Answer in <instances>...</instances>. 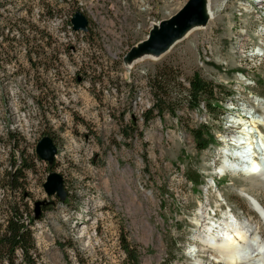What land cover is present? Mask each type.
I'll list each match as a JSON object with an SVG mask.
<instances>
[{
  "label": "rangeland",
  "instance_id": "obj_1",
  "mask_svg": "<svg viewBox=\"0 0 264 264\" xmlns=\"http://www.w3.org/2000/svg\"><path fill=\"white\" fill-rule=\"evenodd\" d=\"M187 1L0 0V223L16 203L33 232L36 264H133L127 244L138 264H196L199 223L215 209L221 220L250 219L264 235L249 199L264 206V181L235 171L218 177L222 150L238 132L234 118L245 112L249 122L264 121V58L251 51L261 43L257 10L244 0H210L206 28L161 56L125 61ZM76 11L88 17L89 32L66 30ZM164 67L184 86L199 73L217 88L220 108L155 111L145 124L156 101L150 80ZM203 125L209 145L199 148L190 130ZM47 134L58 147L52 169L36 153ZM53 171L64 178L65 200L45 192ZM37 201L46 205L31 222Z\"/></svg>",
  "mask_w": 264,
  "mask_h": 264
},
{
  "label": "bare ground",
  "instance_id": "obj_2",
  "mask_svg": "<svg viewBox=\"0 0 264 264\" xmlns=\"http://www.w3.org/2000/svg\"><path fill=\"white\" fill-rule=\"evenodd\" d=\"M244 1L248 5H253L252 7L257 10L256 21L258 22L257 27L261 43L251 51L254 53L252 58L261 59L264 58V46L262 42L264 40V0ZM204 13L206 17L204 23L190 27L180 39L175 41L169 49L163 51L159 56L168 52L179 40L188 37L194 31L206 28L208 22L213 19L210 0H205ZM258 121L264 124V121L260 119H253L252 122H249L240 116L239 119L234 118L232 122L241 124L242 130L239 134L240 137L233 135L234 137L232 139L229 137V140L232 141V144L238 146V148L234 153L229 148L231 145L223 148L222 153L226 159L224 160L225 163L218 165L219 167L217 166L220 169L218 174L226 175L228 172L235 171L236 174L257 176L264 181V131L259 127L258 129L256 128ZM244 125L246 128L243 131ZM243 132H246V134ZM249 199L252 206L264 219L263 204L254 196H251ZM207 215H209V212H206ZM257 226L252 224L248 218L242 222L235 218V215L231 214L229 216L225 214V218L220 222L214 221L206 224L200 222V230L196 233L195 237L200 241L202 250L196 244L193 246V252H191L193 255L199 256L200 254L195 253L197 249L203 251L196 264H207L204 262V259L211 258L212 261H209V264H264V235L261 233L259 226ZM200 259L202 260L200 261Z\"/></svg>",
  "mask_w": 264,
  "mask_h": 264
},
{
  "label": "trees",
  "instance_id": "obj_3",
  "mask_svg": "<svg viewBox=\"0 0 264 264\" xmlns=\"http://www.w3.org/2000/svg\"><path fill=\"white\" fill-rule=\"evenodd\" d=\"M22 36V39L27 42V37L24 34ZM15 39L14 37L12 40L15 41ZM150 83L156 101L143 114L145 124H148L153 119L155 111L159 115H162L167 109L175 113L182 106L195 109L199 108L204 102L208 110L214 112L215 108H220V105L223 103V98L219 96L217 88L211 82L204 80L197 72L188 80V85L184 86L179 76L171 68L164 67L156 72L151 78ZM220 89L219 92L221 94ZM173 93H176V98L173 97ZM206 127L203 125V127L192 128L190 130L197 140V146L199 148H206L209 145V140H204V135L208 131ZM207 137H209V134ZM41 161L44 160L41 159ZM22 163L26 166V160H22ZM53 164L48 163V168L52 169L54 167ZM21 171L22 169H17L11 173L10 186L13 189H18L19 187ZM21 215L22 211H20V208L15 203L10 208L5 223H0V264H16L18 250L22 252L20 264L37 263L35 255L37 254V248L33 232L28 226L29 222L27 223ZM35 220H37L35 216L31 218V222H35ZM71 245L73 246L72 243ZM125 250L129 260L133 264H138L139 257L130 248L129 244L125 245Z\"/></svg>",
  "mask_w": 264,
  "mask_h": 264
},
{
  "label": "water",
  "instance_id": "obj_4",
  "mask_svg": "<svg viewBox=\"0 0 264 264\" xmlns=\"http://www.w3.org/2000/svg\"><path fill=\"white\" fill-rule=\"evenodd\" d=\"M205 0H188L187 3L175 15L169 19L162 20L150 31L149 36L137 47H133L125 57V61H131L140 56L158 57L163 51L169 49L175 41L193 25L201 24L206 21ZM71 23L76 31H88L89 19L81 11H76ZM58 147L53 138L49 135L43 136L37 143L36 153L40 159L53 164L57 155ZM64 178L58 172H50L43 184L48 196L56 195L61 200L67 197V191L64 186ZM46 201L35 202V217L39 219L42 206Z\"/></svg>",
  "mask_w": 264,
  "mask_h": 264
},
{
  "label": "built area",
  "instance_id": "obj_5",
  "mask_svg": "<svg viewBox=\"0 0 264 264\" xmlns=\"http://www.w3.org/2000/svg\"><path fill=\"white\" fill-rule=\"evenodd\" d=\"M71 17H72V15H70V17L67 19V24H66V30L68 31V32H70L71 34H76V33H78L79 31H76V30H74L73 29V25H72V23H71ZM88 31H89V27H88ZM87 31V32H88ZM82 33H84V31H82ZM86 33V32H85Z\"/></svg>",
  "mask_w": 264,
  "mask_h": 264
}]
</instances>
